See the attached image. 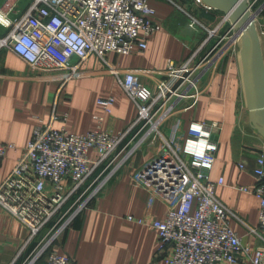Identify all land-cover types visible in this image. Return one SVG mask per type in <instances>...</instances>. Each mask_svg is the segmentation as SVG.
I'll list each match as a JSON object with an SVG mask.
<instances>
[{
    "label": "built area",
    "instance_id": "built-area-1",
    "mask_svg": "<svg viewBox=\"0 0 264 264\" xmlns=\"http://www.w3.org/2000/svg\"><path fill=\"white\" fill-rule=\"evenodd\" d=\"M243 1L259 23L264 0ZM154 14L149 0H0V50L13 51L39 78L62 85L80 75L91 53L104 59L111 52L145 50L147 39L161 26ZM187 27L203 39L186 60H168L163 70L144 72L153 79V88L134 70L108 66L107 72L137 107L131 126L136 131L126 143L128 132L102 129V116H94L93 130L74 134L66 128L68 115L57 112L34 126L25 146L0 142V161L9 150L18 154L0 184V208L28 230L18 256L47 228L21 264H74L48 251L50 246L143 146H149L151 154L131 173V180L148 192V210L142 218L128 220L157 232L163 264H235L244 257L251 264H264V246L252 249L230 227L229 212L215 197L222 180L209 179L222 124L194 119L184 124L180 116L196 107L203 81L218 72L230 47L236 48L239 30L227 15L213 27L188 15ZM113 102L112 97L97 101L106 114ZM56 122L61 125L55 127ZM255 161L254 188L240 190L259 199L258 227L250 229L257 235L264 231V151ZM238 166L243 169L244 162ZM155 200L165 207L161 220L150 218Z\"/></svg>",
    "mask_w": 264,
    "mask_h": 264
},
{
    "label": "crops",
    "instance_id": "crops-1",
    "mask_svg": "<svg viewBox=\"0 0 264 264\" xmlns=\"http://www.w3.org/2000/svg\"><path fill=\"white\" fill-rule=\"evenodd\" d=\"M149 4L161 26L147 39L145 50L128 55L111 52L104 59L91 53L81 64L80 75L62 85L55 79L39 78L13 51L0 50V142L25 146L34 126L49 121L55 112L68 115L66 128L71 133L93 130L94 116H102V129L111 133L127 131L124 143L129 141L136 131L131 126L137 117V107L117 78L107 72L108 66L134 70L144 85L153 88V79L144 72L161 71L168 60H186L204 37L188 29V15L198 17V8L208 12L197 0H149ZM219 21L201 20L209 27ZM259 25L264 33V13ZM236 54L231 52L223 57L218 72L203 81L196 107L180 116L184 124L192 119L222 124L209 179L222 180L215 188V197L228 210L232 230L255 249L264 246V231L257 235L250 231L258 227L259 199L240 187L254 188L253 169L259 151H264V137L249 123ZM103 97L114 99L109 114L97 103ZM54 125L59 127L61 123ZM150 154L151 148L143 146L120 165L105 188L76 215L48 251L65 255L74 264H163L164 251L158 248L157 232L148 225L128 220V217L142 218L148 210L149 194L134 185L131 173ZM17 155L9 150L0 161V184L13 170ZM89 156L95 157V153L90 151ZM242 162L244 168L240 169L238 164ZM164 213V205L155 200L149 210L150 218L161 220ZM46 230L18 256L28 230L0 208V264H11L14 259L13 264H21ZM235 264L251 262L244 257Z\"/></svg>",
    "mask_w": 264,
    "mask_h": 264
},
{
    "label": "water",
    "instance_id": "water-1",
    "mask_svg": "<svg viewBox=\"0 0 264 264\" xmlns=\"http://www.w3.org/2000/svg\"><path fill=\"white\" fill-rule=\"evenodd\" d=\"M239 30L236 54L249 123L264 137V33L243 0H202Z\"/></svg>",
    "mask_w": 264,
    "mask_h": 264
},
{
    "label": "rangeland",
    "instance_id": "rangeland-1",
    "mask_svg": "<svg viewBox=\"0 0 264 264\" xmlns=\"http://www.w3.org/2000/svg\"><path fill=\"white\" fill-rule=\"evenodd\" d=\"M194 2H195V0H194ZM196 4V3H195ZM201 4V3H200ZM200 6H202V4L200 5ZM201 8V7H200ZM206 10V9H205ZM208 10V12L207 11H204V9H199L198 8V13H197V15H198V17H196V18H198L200 21L201 20H203V22L205 21L206 23H209V22H215L217 19H221V18H223V16H226L224 13H222V12H218V11H214V9H207ZM228 28H229V25L228 24H226L225 25V27H224V29H223V32L227 35L226 37L228 38L229 36H230V34H231V32H228ZM223 33V34H224ZM229 35V36H228ZM220 39L221 40H224L223 39V37H222V33H220ZM218 41V40H217ZM225 41V40H224ZM230 52H228V54L229 53H231V52H233V51H235L236 53H237V51H238V46H237V43H236V48L234 47V49H233V47L231 46L230 47V50H229ZM234 52V53H235ZM223 59V58H222ZM211 76V75H210ZM246 112H247V110H246ZM248 113V112H247Z\"/></svg>",
    "mask_w": 264,
    "mask_h": 264
},
{
    "label": "bare ground",
    "instance_id": "bare-ground-1",
    "mask_svg": "<svg viewBox=\"0 0 264 264\" xmlns=\"http://www.w3.org/2000/svg\"><path fill=\"white\" fill-rule=\"evenodd\" d=\"M199 3H201L203 6H206L209 8V6L207 4H205L202 0H197ZM238 40V39H237Z\"/></svg>",
    "mask_w": 264,
    "mask_h": 264
},
{
    "label": "trees",
    "instance_id": "trees-1",
    "mask_svg": "<svg viewBox=\"0 0 264 264\" xmlns=\"http://www.w3.org/2000/svg\"><path fill=\"white\" fill-rule=\"evenodd\" d=\"M214 11H217V10H214ZM218 12H220V11H218Z\"/></svg>",
    "mask_w": 264,
    "mask_h": 264
}]
</instances>
